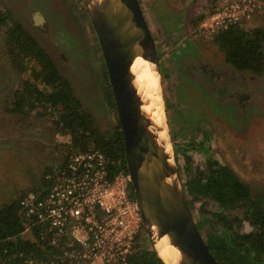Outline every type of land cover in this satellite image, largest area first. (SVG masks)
I'll return each instance as SVG.
<instances>
[{
    "label": "rangeland",
    "instance_id": "rangeland-1",
    "mask_svg": "<svg viewBox=\"0 0 264 264\" xmlns=\"http://www.w3.org/2000/svg\"><path fill=\"white\" fill-rule=\"evenodd\" d=\"M222 1H139L159 58L161 120L167 124L182 182L192 177L196 168H205L207 155L193 149L191 141L199 145L207 136L203 146L212 157L233 169L254 194H264V73L234 69L211 42V36L195 30L201 18ZM5 9L51 55L98 128H111L115 111L108 102L104 58L94 26L79 1L0 0V10ZM258 25L264 26V12L244 26ZM5 36V25L0 24V204L23 191L41 189L43 178L64 162L68 140L55 131L51 116L15 117L7 109L20 79L7 54ZM207 64L233 76L231 92L242 88L240 97L246 95L247 99L239 100L235 95L219 98L203 79ZM201 208L208 214L218 205L211 200L194 201L191 212L195 221L203 216ZM250 229L244 222L242 230ZM200 233L205 237L206 227Z\"/></svg>",
    "mask_w": 264,
    "mask_h": 264
},
{
    "label": "trees",
    "instance_id": "trees-1",
    "mask_svg": "<svg viewBox=\"0 0 264 264\" xmlns=\"http://www.w3.org/2000/svg\"><path fill=\"white\" fill-rule=\"evenodd\" d=\"M78 1L87 13L82 0ZM0 24L5 25V47L20 79L17 90L7 101L12 115L52 117L55 131L68 138L62 168L72 155L99 151L113 161L109 163V171L122 169L127 173L121 125L110 82L108 102L115 111V124L103 131L75 95L70 81L61 74L51 55L10 10H0ZM211 42L234 69L255 75L264 73L263 25L230 26L212 34ZM103 67L109 81L105 63ZM207 139L205 136L204 142ZM204 142L194 145L191 141V144L193 149L207 155L205 168H196L193 176L182 184L186 197H191L187 198L190 210L194 201L200 199L215 202L218 209L206 214L201 208L203 216L196 221V226L199 232L206 227L203 239L219 264H264V194H254L233 169L212 157ZM42 186L46 187L45 178ZM130 187L134 196L131 184ZM24 194L25 191L0 204V264H53L54 257L63 255L64 240L55 243L57 245L50 243L52 238L45 227L30 218L25 219L19 207ZM244 222L250 230H242ZM127 264H166L151 247L144 228L135 237Z\"/></svg>",
    "mask_w": 264,
    "mask_h": 264
},
{
    "label": "water",
    "instance_id": "water-1",
    "mask_svg": "<svg viewBox=\"0 0 264 264\" xmlns=\"http://www.w3.org/2000/svg\"><path fill=\"white\" fill-rule=\"evenodd\" d=\"M92 1L82 0L108 72L121 125L127 174L148 241L156 250L152 228L156 226L158 234L165 236L174 249L173 263L219 264L209 251L187 204L167 124L164 120L165 129L157 128L166 130L168 137V142L160 144L155 127H150L151 121L139 100L136 75L132 70L137 57L150 62L160 80L155 41L139 0H113L111 12L100 7L102 1ZM166 144L170 146L169 162L162 156Z\"/></svg>",
    "mask_w": 264,
    "mask_h": 264
},
{
    "label": "built area",
    "instance_id": "built-area-1",
    "mask_svg": "<svg viewBox=\"0 0 264 264\" xmlns=\"http://www.w3.org/2000/svg\"><path fill=\"white\" fill-rule=\"evenodd\" d=\"M262 12L264 0H223L195 30L211 36L248 24ZM110 162L99 151L72 155L66 166L45 176L46 187L20 198L21 214L45 227L50 243L64 240L63 255L51 263L127 264L143 219L128 174L109 171Z\"/></svg>",
    "mask_w": 264,
    "mask_h": 264
},
{
    "label": "bare ground",
    "instance_id": "bare-ground-1",
    "mask_svg": "<svg viewBox=\"0 0 264 264\" xmlns=\"http://www.w3.org/2000/svg\"><path fill=\"white\" fill-rule=\"evenodd\" d=\"M100 1H102L100 7L108 12L113 11V0ZM132 70L136 75V84L138 90L137 93L142 105V109L144 110L147 118L151 121L150 127H155L154 132L157 136V141L160 144H162V141L168 142L167 133H165L164 130H157V128H159L160 126L162 128L164 127V124H162L161 120V108L159 107L162 106V99L159 93V80L157 78V75L154 71H152L151 63L147 60L142 59L141 57H137L134 60L132 64ZM169 147L170 146L166 144V149H164V154L162 155L163 157H165L166 161H168L167 153H169ZM152 228L154 248L157 250V253L167 264H175V262L173 263L172 260V258H174L173 255L175 254L174 249L169 246L165 236L163 237L158 234V231L156 230L158 228L156 226Z\"/></svg>",
    "mask_w": 264,
    "mask_h": 264
},
{
    "label": "flooded vegetation",
    "instance_id": "flooded-vegetation-1",
    "mask_svg": "<svg viewBox=\"0 0 264 264\" xmlns=\"http://www.w3.org/2000/svg\"><path fill=\"white\" fill-rule=\"evenodd\" d=\"M203 69L202 75L207 87L210 86L213 90H216L219 98H223L225 96L233 97L235 95L239 98V100L247 99L246 95L243 96V98L240 97V93L238 91H242V88L236 87L237 92H231L232 87L234 86L231 84H235L233 80L234 77L230 76L225 70H214L209 66V64H207Z\"/></svg>",
    "mask_w": 264,
    "mask_h": 264
}]
</instances>
